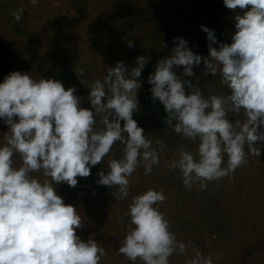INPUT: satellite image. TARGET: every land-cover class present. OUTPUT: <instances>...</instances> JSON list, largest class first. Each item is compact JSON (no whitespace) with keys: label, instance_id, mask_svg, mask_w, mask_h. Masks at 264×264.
<instances>
[{"label":"clouds","instance_id":"1","mask_svg":"<svg viewBox=\"0 0 264 264\" xmlns=\"http://www.w3.org/2000/svg\"><path fill=\"white\" fill-rule=\"evenodd\" d=\"M223 3L233 12L240 10L234 16L232 42L213 47L218 43L214 30L201 25L209 56L194 53L186 39L174 38L171 55L160 59L148 78L153 100L158 99L168 114V127L188 141L199 140L195 153L181 146L168 163L170 171L180 173L186 188L198 184L205 189L209 182L230 178L248 162V154L261 155L255 145L264 142V131L259 130L264 125V0ZM31 4L36 6L38 0ZM23 11L12 13L16 21ZM133 46L129 41L128 47ZM201 62L205 75L219 73L228 94L205 97L199 87L174 71L183 66V75L192 77L193 67ZM135 63L129 72L123 62H117L106 69L103 80L89 84L91 108L80 106L75 86L65 89L59 80H37L13 71L0 83V118L10 130L0 145V264H100L104 247L95 239L79 238L81 215L65 204L55 186L66 182L75 187L76 178L88 177L90 166L102 163L117 141L124 145L123 156L108 160L97 183L115 189L112 193L118 201L129 198L130 178L138 166L149 175L159 165L163 141L157 139L153 147L133 119L141 88L138 78L148 60L138 56ZM83 72L79 69L78 77ZM242 110L243 121L228 118ZM15 154L21 157L19 167ZM165 199L162 189L148 188L131 196L127 213L118 216L127 218L129 225L118 250L129 261L169 264L170 256L185 254L190 242L178 241L170 230V221L160 211ZM191 247L193 257L184 264H213L211 256Z\"/></svg>","mask_w":264,"mask_h":264},{"label":"rangeland","instance_id":"2","mask_svg":"<svg viewBox=\"0 0 264 264\" xmlns=\"http://www.w3.org/2000/svg\"><path fill=\"white\" fill-rule=\"evenodd\" d=\"M19 8L24 11L16 21L12 13ZM239 11L226 8L223 0H38L36 6L31 0H0V83L13 71L37 80H59L65 89L75 86L80 106L91 108L89 84L97 78L103 80L108 67L123 62L130 72L138 56L148 60L138 78L141 88L133 119L153 141V147L157 139L163 141L159 165L149 175L138 166L130 178L129 198L118 201L112 193L115 189L97 183L108 160L123 156L124 145L117 141L102 163L90 166L88 177L76 178L75 187L66 182L55 186L65 204L76 207L81 215L82 227L76 229L79 238L95 239L104 247L106 255L100 264H141L118 251L129 228L127 218L118 216L127 213L131 196L148 188L163 190L166 199L160 211L170 221L177 240L190 242L184 255L169 257V264L191 259V245L211 256L213 264H264V142L255 145L261 155L248 154V162L230 178L209 182L205 189L198 184L186 188L180 173L170 171L168 163L181 146L195 153L199 140L188 141L168 127V114L158 99L153 100L148 83L158 61L171 55L174 38L186 39L194 53L209 56V41L201 25L214 30L218 43L213 47L230 44L236 32L234 16ZM129 41L134 44L131 48ZM81 68L84 72L78 77ZM174 71L180 79L199 87L205 97L229 92L220 84L219 73L205 75L203 62L193 67L192 77L183 75V66ZM185 88L190 91L187 85ZM228 118L235 122L245 116L242 110ZM99 119L96 117L97 127L101 126ZM259 130L264 131V125ZM8 131L9 125L0 118V145ZM13 160L17 167L22 163L19 154ZM224 160L226 163V155ZM32 175L43 179L42 174Z\"/></svg>","mask_w":264,"mask_h":264}]
</instances>
